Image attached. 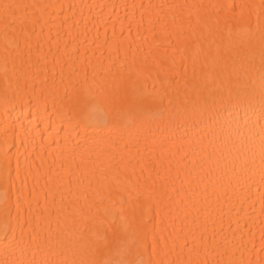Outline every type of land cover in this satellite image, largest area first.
<instances>
[{"label":"bare ground","instance_id":"bare-ground-1","mask_svg":"<svg viewBox=\"0 0 264 264\" xmlns=\"http://www.w3.org/2000/svg\"><path fill=\"white\" fill-rule=\"evenodd\" d=\"M262 93L264 0H0V264H264Z\"/></svg>","mask_w":264,"mask_h":264},{"label":"snow or ice","instance_id":"snow-or-ice-1","mask_svg":"<svg viewBox=\"0 0 264 264\" xmlns=\"http://www.w3.org/2000/svg\"><path fill=\"white\" fill-rule=\"evenodd\" d=\"M11 5H5V9H9L11 8ZM2 98L5 104H10L12 102V100L15 98V96H9V93L7 90H5L2 94ZM220 103V104H224L225 103V97L224 96H218L217 99H214L213 104L215 103ZM207 104V101L204 100L202 101L199 98H191L188 100V102L183 106V112L185 115H191V114H195L198 109H200L201 107H203L204 105ZM261 113L264 114V93H262L261 95ZM179 115V113H178ZM151 207V199L149 198L148 200L142 201L139 205V211L141 216L143 215V212L146 208H150ZM134 249H129V254H133L134 253ZM115 264H136V261L134 259H127V260H121V261H116ZM145 264H153L152 261H147L145 262ZM161 264H163V261H161ZM172 264H175V261L172 262Z\"/></svg>","mask_w":264,"mask_h":264}]
</instances>
